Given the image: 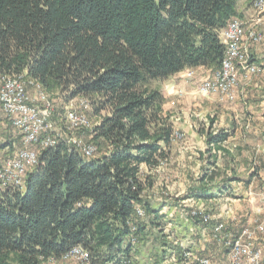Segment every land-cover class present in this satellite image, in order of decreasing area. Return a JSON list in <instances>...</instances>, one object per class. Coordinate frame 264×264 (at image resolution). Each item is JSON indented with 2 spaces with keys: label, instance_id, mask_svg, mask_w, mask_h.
I'll return each mask as SVG.
<instances>
[{
  "label": "trees",
  "instance_id": "trees-1",
  "mask_svg": "<svg viewBox=\"0 0 264 264\" xmlns=\"http://www.w3.org/2000/svg\"><path fill=\"white\" fill-rule=\"evenodd\" d=\"M250 1L0 0V77L23 76L66 102L88 100L91 141L103 150L88 158L60 140L39 151L23 189H0V264L60 261L74 246L90 264H120L149 227L167 246L142 172L169 158L174 127L162 85L188 69L218 70L220 33ZM227 136L208 133L207 144ZM208 188L190 194L209 198Z\"/></svg>",
  "mask_w": 264,
  "mask_h": 264
},
{
  "label": "crops",
  "instance_id": "crops-1",
  "mask_svg": "<svg viewBox=\"0 0 264 264\" xmlns=\"http://www.w3.org/2000/svg\"><path fill=\"white\" fill-rule=\"evenodd\" d=\"M241 10L247 30L254 8L250 5ZM258 28L264 34V23ZM248 51L253 63L264 66V42L249 44ZM189 71L193 72L192 76H188ZM211 73V70L203 67L188 69L165 82L162 85L166 98L164 111L170 116L174 129H180L189 136L190 147L203 150L207 144L201 142L203 135L197 131L196 119H193L197 115L195 112L189 113V107H200L202 100L214 102L217 110L215 113L220 114L218 117L221 120L228 117L231 124L222 125L218 129L219 132H226L227 138L210 147L228 149L230 158L217 156L213 166L221 169L219 176H206L207 169L211 166L209 164L197 182L192 183L187 174H183L188 190H183L179 196L154 199L153 208L163 222L167 246L154 244V251L148 252L136 245L129 254L132 264H199V260L204 258L209 259L210 264H228V249L223 247L224 240L234 239L242 228L253 225L259 217L258 212L263 209L260 205L264 200V80L254 81L253 76H245L242 72L237 98L234 102H229L220 100L216 95H201L198 92V83ZM9 126L12 127L0 111V129L6 130V136ZM9 140L8 136L0 144H6ZM194 141H198L197 144ZM229 145L235 148L236 153L229 150ZM254 150L261 156L259 161H255L251 154ZM196 155L195 164L200 167L202 158L197 153ZM204 186L209 187V198L193 200L197 205H204L206 209L213 211L210 221H205L200 216H191L190 213L193 210V204L190 203L191 190ZM218 223H224V229L220 233L215 232ZM253 244L262 250L264 262V235L256 237ZM186 252L190 253L189 257L184 256Z\"/></svg>",
  "mask_w": 264,
  "mask_h": 264
},
{
  "label": "built area",
  "instance_id": "built-area-1",
  "mask_svg": "<svg viewBox=\"0 0 264 264\" xmlns=\"http://www.w3.org/2000/svg\"><path fill=\"white\" fill-rule=\"evenodd\" d=\"M255 15L249 20V29L246 22L239 18H232L221 31L220 37L226 45V52L221 67L203 78L198 83V92L202 95H216L220 100L234 102L240 85L241 73L245 76L264 71V66H259L251 61L248 43H259L262 39L256 31L264 15V0H253ZM242 71V72H241ZM241 72V73H240ZM193 72L189 71L188 76ZM23 76H2L0 87V111L8 123L17 130L21 137L22 148L13 157H8L0 163V189H23L27 173L37 164L41 149L55 146L60 140L71 148L81 153L84 157H93L96 147L92 143L83 141L74 136L78 130H91L93 125L87 113L91 110V103L81 99L79 107H68L65 115V127L69 130L70 137L64 138L53 133L50 117L53 105L47 93L37 82L30 80L34 87L31 93L22 80ZM181 137L178 132L173 134ZM136 216L141 220L145 216L142 207H137ZM207 221V219H204ZM222 225L215 227V232H222ZM135 231V228H132ZM257 233L264 234V221L255 227H244L240 235L235 238H226L223 242L228 249V264H264L262 250L254 246L253 241ZM138 239L132 238V245L136 246ZM184 256L189 257L186 252ZM61 260H74L81 264H90V254L80 246L72 247L64 254ZM49 263L58 260L50 259ZM120 264H132L131 260L122 259ZM199 264H210L207 258L200 259Z\"/></svg>",
  "mask_w": 264,
  "mask_h": 264
},
{
  "label": "rangeland",
  "instance_id": "rangeland-1",
  "mask_svg": "<svg viewBox=\"0 0 264 264\" xmlns=\"http://www.w3.org/2000/svg\"><path fill=\"white\" fill-rule=\"evenodd\" d=\"M251 4H249L248 7H250V5L253 6V0L250 1ZM247 6V2H245L243 4V7L245 8ZM254 8V7H253ZM255 15V9H254V14ZM252 16V17H253ZM251 17V18H252ZM250 18V19H251ZM243 22H246L245 20L241 19ZM264 23V15L261 18V21L259 22V25ZM258 25V26H259ZM258 26L256 27V31L262 35V39L260 40L259 43H263L264 42V34L260 31V28H258ZM248 44H251L248 42ZM258 44V43H255ZM254 81H263L264 80V71H261L259 73H255L253 75ZM1 78L0 77V87H1ZM27 86V89L33 93L34 92V87L29 83L30 80L23 77L22 79ZM240 86V85H239ZM238 93V92H237ZM50 101L52 102L53 105V111H52V115L50 117V121L53 125L52 129H53V133H58L61 136H63L64 138H69L70 137V133L69 130L66 129L65 127V113L68 107H79V103L80 100L83 99L82 97H77L74 98L71 101H64L63 99L59 98L57 94H49L47 93ZM202 95V94H201ZM237 98V95H236ZM85 99V98H84ZM203 99V98H202ZM166 103V101H165ZM164 103V105H165ZM201 106H196V107H192L190 106V110L189 113L195 112V114L197 115L196 117H194V120L196 125H197V131L201 134V142L204 143V145L207 144V135L208 133H218V129L220 127H222V125H226V124H231V121H229V118L226 116L222 118V120L220 119V117H218L219 115H217L215 113L216 110V106L214 102H209V100H202V103H200ZM164 105H163V109H164ZM188 106V105H187ZM165 112V111H164ZM227 113V112H226ZM165 114H167L165 112ZM88 117L91 120L92 125H95L96 123V118L94 117V115L92 114L91 110L87 113ZM189 119H192V116H189ZM7 136L5 134L6 130L0 129V143H4L5 140H7V137L9 136V138L11 139L10 141L13 142L12 148H5V149H0V163L8 158V157H13L15 155V153L22 148V144H21V139H20V135L18 134L17 130L13 127H10L7 129ZM178 132L181 137H175L172 140V144L170 147V152H169V158L166 160H163L160 162L158 168L149 173L146 168L142 169L143 175H146L147 177H150V181L153 182V185L151 186V188L147 191L148 197L149 199H152L154 201L155 198L157 197H162V198H166V196H179L181 192H183V190H188V186L186 181H184V175L183 174H187V178L192 180L193 182H197L198 178L201 177L202 173L204 172V169H206L205 167L208 166L209 164L212 166L208 167L207 169V175H209L210 177H215V176H219L221 174V169L214 167L213 164L216 161L217 156H225V158H230L231 153L227 150H219L216 149L214 147H210L209 144H207L206 148H203V150H195L192 149L190 147V138L189 136L183 132L180 129H174V133ZM73 135L80 138L83 143H92L95 147H96V155L98 156V154L101 153V151L103 150H98L97 145H95L91 139H92V135L93 132L91 130H78L76 132H73ZM195 144H197L198 141H194ZM2 145V144H0ZM5 145V144H3ZM193 145V143H192ZM197 148H199V146H196ZM205 147V146H204ZM229 150H233L234 152L235 148L232 147V145H229ZM221 151V152H219ZM196 153L198 155H200L199 157L202 158V162H200V167L196 166ZM252 156L255 157V161H259L261 156H259L258 154H256L255 150L253 152H251ZM195 158V159H194ZM194 159V162H193ZM180 162V165L178 166L177 162ZM191 161V162H190ZM209 162H213V163H209ZM204 167V168H203ZM226 168V166H225ZM226 173V172H224ZM191 175V177H190ZM190 177V178H189ZM174 199V197H173ZM194 197H192L190 200L193 204L192 207V211H190L191 216H200L202 217V219L204 220L205 218L207 219V221H210L212 219V213L213 211L206 209V207L204 205H197L196 202H194L195 200H193ZM174 201H176V199H174ZM193 201V202H192ZM263 209L260 210L259 213V217L254 221L253 225H250L249 227H255V225H257V223H260L262 221H264V200L262 202V205H260ZM214 207V206H212ZM145 211V210H144ZM139 218V217H138ZM148 219L147 214L145 212V216L142 220L146 221ZM163 223V222H161ZM218 225H222L224 229V223H218ZM217 225V226H218ZM247 227V226H246ZM243 229V228H242ZM242 229L240 230V232L238 233V235L235 237L237 238ZM148 236L145 239H138V242L136 243V245H138L139 247H142L143 249H145L148 252H153L154 251V244L157 245L159 244V241L156 238H159L157 236V229L149 227L148 228ZM259 235H264L263 233H257L256 237H258ZM255 237V238H256ZM234 238V239H235ZM138 247V248H139ZM223 247L225 249H227L224 244ZM228 253V252H227ZM45 264H51L49 262L45 263ZM53 264H81L79 262H76L74 260H60L57 263H53ZM84 264V263H83Z\"/></svg>",
  "mask_w": 264,
  "mask_h": 264
}]
</instances>
